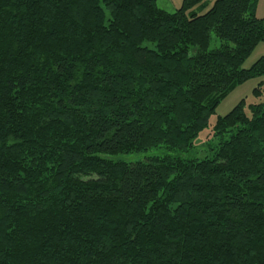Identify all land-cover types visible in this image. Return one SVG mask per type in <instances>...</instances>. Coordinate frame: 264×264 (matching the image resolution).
Returning <instances> with one entry per match:
<instances>
[{
  "label": "trees",
  "instance_id": "trees-1",
  "mask_svg": "<svg viewBox=\"0 0 264 264\" xmlns=\"http://www.w3.org/2000/svg\"><path fill=\"white\" fill-rule=\"evenodd\" d=\"M256 1L0 0V264H264V103L183 157L264 83Z\"/></svg>",
  "mask_w": 264,
  "mask_h": 264
},
{
  "label": "rangeland",
  "instance_id": "rangeland-1",
  "mask_svg": "<svg viewBox=\"0 0 264 264\" xmlns=\"http://www.w3.org/2000/svg\"><path fill=\"white\" fill-rule=\"evenodd\" d=\"M183 0H156V6L168 13H172L178 10L182 5ZM215 0H204L205 8L199 11V14L205 13L209 8L212 7ZM196 10L197 9H193ZM255 15L257 18L264 17V0H257L255 4ZM220 42L211 35V43L209 49L219 47ZM264 58V42L256 45L249 57L242 64L243 69L250 68L256 61ZM262 78H252L246 82L237 85L216 107L213 114L208 118L207 126L198 133V136L194 142L193 149L183 155L184 159H203L210 157L213 149L219 139L213 136V127L219 117L226 115L234 106L240 102L243 103V109L247 116H250V106L264 103V92L261 95L256 96L254 94L255 89H261L264 87ZM176 156L179 155L176 152L166 151L163 147L149 150L147 152L138 154L128 155H117V156H105L112 160H120L125 163H135L145 161L151 157H162V156Z\"/></svg>",
  "mask_w": 264,
  "mask_h": 264
}]
</instances>
